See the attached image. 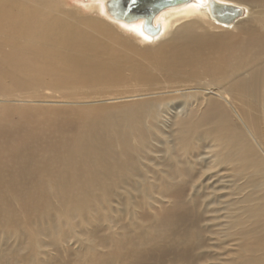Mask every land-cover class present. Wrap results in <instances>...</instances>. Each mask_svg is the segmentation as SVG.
Returning a JSON list of instances; mask_svg holds the SVG:
<instances>
[{
	"label": "bare ground",
	"instance_id": "6f19581e",
	"mask_svg": "<svg viewBox=\"0 0 264 264\" xmlns=\"http://www.w3.org/2000/svg\"><path fill=\"white\" fill-rule=\"evenodd\" d=\"M80 1L96 17L0 0V102L29 104L0 109V224L17 223L13 202L53 214L52 178L60 217L109 233L71 264H264V0H215L242 9L229 23L210 0L170 6L153 35L112 0ZM126 70L155 97L115 114L44 106Z\"/></svg>",
	"mask_w": 264,
	"mask_h": 264
},
{
	"label": "rangeland",
	"instance_id": "374dc122",
	"mask_svg": "<svg viewBox=\"0 0 264 264\" xmlns=\"http://www.w3.org/2000/svg\"><path fill=\"white\" fill-rule=\"evenodd\" d=\"M55 3L62 7L64 10L71 11L74 13H79L82 16H92L87 10V6L83 4L80 0H54ZM86 8V9H85ZM138 43L137 48L142 49L144 46H140ZM148 61L143 60L141 65L147 63ZM137 63L134 68H136ZM130 70H126L124 73V79L116 81L110 87L103 89L101 95L99 94L102 85L96 86L97 93L94 92V86L85 87L78 90H69L68 92L73 94L74 101L70 99L54 98L57 100L48 99L47 103L44 105L49 108H63V109H78L84 106H97L102 107L104 110L112 112L115 114L117 110H126L125 106L135 104L137 102H142L143 100L151 99L155 97L152 91H148L152 87L146 77L142 80V84L139 81H135L130 78ZM153 82V81H151ZM156 83V82H155ZM153 83V84H155ZM136 91V92H135ZM138 91H146L143 95L142 92L137 97ZM150 94V95H149ZM103 99H101V97ZM147 96V97H146ZM151 96V97H150ZM127 98V99H126ZM59 99V100H58ZM96 99V100H95ZM53 100V101H52ZM68 100V101H67ZM70 100V101H69ZM46 101V100H45ZM59 101H64L60 103ZM51 103V104H50ZM71 103V104H70ZM78 103V104H77ZM84 103V104H83ZM29 105L28 103H14V102H0V109L9 108H24V106ZM46 179H44L45 181ZM53 179L48 178L47 182L44 183V190L47 191L48 200L53 206V214L44 216L43 213L38 215H29L24 213L16 202H13L15 207V215L12 217L16 220V224H0V264H71L74 258L77 259L81 250V244L86 243L90 247V242L86 239L89 234L97 238H106L109 233L106 232V223L100 219L96 222L93 221L91 224L96 225V233L92 230L89 231L91 226H82L74 228L73 225H77L79 220L75 219L72 221V217H65V215L59 216V205L53 195ZM62 214V213H60ZM60 217V218H57ZM59 226L63 229L73 228L75 235L79 234L80 240H70L72 236L70 231L62 233L57 228ZM52 233H51V232ZM92 236V238H93ZM61 238L62 241L59 242ZM91 238V239H92ZM54 239H57V244H53ZM210 254L215 251L209 250ZM224 259V257H222ZM211 261H205L201 264H212ZM214 264H220L216 262Z\"/></svg>",
	"mask_w": 264,
	"mask_h": 264
},
{
	"label": "water",
	"instance_id": "95a60500",
	"mask_svg": "<svg viewBox=\"0 0 264 264\" xmlns=\"http://www.w3.org/2000/svg\"><path fill=\"white\" fill-rule=\"evenodd\" d=\"M111 6H107L110 16L115 19L132 21L143 15L148 33L157 34L159 27H154L152 20L157 12L170 6L187 3L190 0H112ZM210 8L213 17L218 21L229 23L242 14V9L231 5H224L215 0H210Z\"/></svg>",
	"mask_w": 264,
	"mask_h": 264
}]
</instances>
